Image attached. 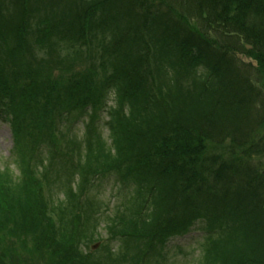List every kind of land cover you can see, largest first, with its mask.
<instances>
[{
  "label": "trees",
  "instance_id": "obj_1",
  "mask_svg": "<svg viewBox=\"0 0 264 264\" xmlns=\"http://www.w3.org/2000/svg\"><path fill=\"white\" fill-rule=\"evenodd\" d=\"M176 2L189 18L169 0H0V119L17 149L45 137L59 156L78 110L107 115L112 146L78 154L79 198L42 200L44 217L33 150L20 184L0 170V264H159L196 222L200 264H264V164L247 155L264 145V0ZM113 171L128 189L104 221L117 252L84 256L104 214L82 197Z\"/></svg>",
  "mask_w": 264,
  "mask_h": 264
},
{
  "label": "rangeland",
  "instance_id": "obj_2",
  "mask_svg": "<svg viewBox=\"0 0 264 264\" xmlns=\"http://www.w3.org/2000/svg\"><path fill=\"white\" fill-rule=\"evenodd\" d=\"M176 1L173 2V0H169V4H174L177 12L188 16L186 14L185 6L182 5V7L180 8ZM241 60L246 64L251 63L249 60L247 61L244 58H241ZM255 82L259 81L255 80ZM113 99V93L110 92V94L106 98L109 106L113 105ZM78 114L81 115V117L75 121L76 123L73 126H69L70 131L68 132L67 136H65L66 139H64L60 143V147L64 149V151L62 152L63 154L61 153L59 154V156H57V154H54L51 159H47L48 147L50 148L51 146L49 140H46L45 137H42L41 140L33 137V139L30 141L29 139H27V137H25L26 139H18L19 141L17 149L16 141L12 138V129H10L9 122L5 121L4 119H0V170L4 173L8 172L9 175H13L12 178L14 180V183H16L15 185L20 184L22 172L21 169H19L18 162L22 157H25V159L28 158L31 150H33V155L31 156V158H33V162H31L32 169L30 171H33V175L37 178L40 177L41 179H43L45 185L47 184V188L50 187V191L52 192V194L47 191L44 192L45 186L43 187V191L41 193L39 192L38 187H35L31 192L33 193V195H36L35 199H32V203L36 210H40V213L36 212V214L38 215H43V201L49 202V200L52 199V201L57 202L63 200L64 197L70 195L69 187H72L74 189L71 190L72 194L79 198L80 192L77 189L81 183V178L76 173L79 170V165H76L77 162H80V157L82 158L85 154L87 145L90 146V144L94 140H97L95 138H99L100 142L104 143V147H106V150H112L111 136L109 135L110 133L107 130V127L104 125L107 115L102 111L97 113L98 116H95L90 115V110L83 112L78 110L77 112L73 113L72 118H74L75 115L78 116ZM92 116H95L94 119L91 118ZM93 125L95 126V130H92ZM86 136L90 139H88ZM255 143H257V146L255 148H247V155L248 153L251 154V162L263 166L264 145H262V142L260 140L256 141ZM260 147L262 149H259ZM258 149L260 150V153H258ZM46 153L47 157H45ZM79 153H81L80 157L78 156ZM42 155H44V163L38 164L35 167L34 164L36 159L41 157ZM117 179L118 177H115V173L112 172L110 177L103 178L100 182L95 183L91 189L92 194L90 195L88 201H91L94 206H97V201L100 207V211H103L104 213L101 220L99 221L101 224L99 230L97 231V233L94 232V236H96L100 241L98 242L99 248L96 249V251H98L102 245L104 246L102 250H105L106 245H109V247H111L116 252L119 246V244L117 243L115 245L109 242L108 244L106 242L111 239H108L110 237V232L108 231V226H105L106 222H104L107 218L114 217L116 213H121L122 211H124L122 210L123 207H118L120 200L116 198V195L119 192L123 193L124 191L121 185L122 183ZM65 200L66 202H68L67 198H65ZM158 208L159 206L154 207V211H152V213H155L157 221L158 219L161 220V213H158ZM160 210H162L161 207ZM78 215H80V212L78 213ZM69 219L70 223L73 224V222H71L72 219ZM76 220L77 219L75 218V224H77ZM64 223L67 224L65 220ZM160 226L162 227V225ZM95 227H97L96 222ZM200 227L201 225L192 227L191 231L185 236H180L179 238H170V240L165 243L163 250H161L163 260L157 259V262L159 264H200V258L202 255L201 249L204 241L202 228ZM146 234H149V237L153 236L150 233ZM146 236L147 235H145V239ZM102 255L103 253L96 254V256Z\"/></svg>",
  "mask_w": 264,
  "mask_h": 264
}]
</instances>
